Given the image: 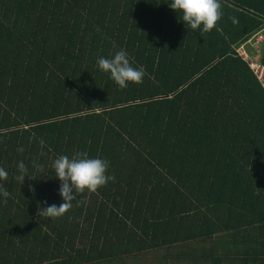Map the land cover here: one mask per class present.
<instances>
[{"label":"trees","instance_id":"trees-1","mask_svg":"<svg viewBox=\"0 0 264 264\" xmlns=\"http://www.w3.org/2000/svg\"><path fill=\"white\" fill-rule=\"evenodd\" d=\"M170 2L0 0V264H264V89L234 52L264 0H220L207 33ZM120 49L142 83L98 69ZM75 152L114 179L39 217Z\"/></svg>","mask_w":264,"mask_h":264},{"label":"clouds","instance_id":"clouds-1","mask_svg":"<svg viewBox=\"0 0 264 264\" xmlns=\"http://www.w3.org/2000/svg\"><path fill=\"white\" fill-rule=\"evenodd\" d=\"M169 8L180 14V19L190 29H200L202 32L213 30L223 16L220 0H171ZM236 22L235 20L233 21ZM98 69L109 74L110 79L120 88H126L129 84L143 82L145 70L134 67L124 49H120L111 58L99 57L96 61ZM43 147V141L40 142ZM17 151L22 152L23 148ZM35 168L43 172L42 165ZM55 177L60 181L59 195L63 200L59 206L53 204L38 210V216L47 218H60L73 206V201L79 205L82 201L77 199L78 194L96 193L100 188L114 179L108 174L109 162L102 158H89L87 152H75L69 157L61 154L51 164ZM17 179L22 183L28 175V168L23 163L17 165ZM8 178V172L0 167V181ZM10 195L3 184H0V197L5 199Z\"/></svg>","mask_w":264,"mask_h":264},{"label":"built area","instance_id":"built-area-1","mask_svg":"<svg viewBox=\"0 0 264 264\" xmlns=\"http://www.w3.org/2000/svg\"><path fill=\"white\" fill-rule=\"evenodd\" d=\"M262 43H264V35L262 32H258L255 35H253L250 39H248L246 42L235 47L234 52L239 58H241L247 64L248 68L251 70L256 80L264 89V67L259 61L260 45ZM247 45H250L253 48V50L256 53L255 57H250V55L247 53L245 48V46Z\"/></svg>","mask_w":264,"mask_h":264},{"label":"rangeland","instance_id":"rangeland-1","mask_svg":"<svg viewBox=\"0 0 264 264\" xmlns=\"http://www.w3.org/2000/svg\"><path fill=\"white\" fill-rule=\"evenodd\" d=\"M255 40V39H254ZM255 43V42H254ZM253 43V44H254ZM245 48H246V51H247V53L250 55V57H255L256 56V53H255V51L253 50V48L250 46V45H247V46H245ZM150 260V259H149ZM148 260V261H149ZM154 263V262H153ZM131 264H135L134 262H132ZM137 264V263H136Z\"/></svg>","mask_w":264,"mask_h":264}]
</instances>
